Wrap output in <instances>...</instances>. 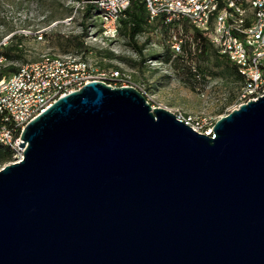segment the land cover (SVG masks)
Masks as SVG:
<instances>
[{"label": "water", "instance_id": "obj_1", "mask_svg": "<svg viewBox=\"0 0 264 264\" xmlns=\"http://www.w3.org/2000/svg\"><path fill=\"white\" fill-rule=\"evenodd\" d=\"M19 148L0 170V264H264V95L207 136L92 82Z\"/></svg>", "mask_w": 264, "mask_h": 264}, {"label": "rangeland", "instance_id": "obj_2", "mask_svg": "<svg viewBox=\"0 0 264 264\" xmlns=\"http://www.w3.org/2000/svg\"><path fill=\"white\" fill-rule=\"evenodd\" d=\"M83 9L70 0H0L1 49L12 48L13 53L21 57L12 62L3 60L0 68L14 65L21 69L45 55L88 58L101 69L119 71L128 84L145 95L152 107H163L182 115L199 131L212 129L218 119L242 103L241 81L236 75L216 68L211 57L204 65L214 74H208L205 82L195 88L182 82L170 64L154 58L165 51L159 33L143 50V65L129 64L125 59L138 63L142 57L122 35L112 42L101 39L97 20L85 21ZM83 32L87 33L85 44L91 49L87 53L67 41ZM41 34L43 38L39 39ZM146 39L145 34L138 41L142 45ZM15 161L16 155L12 162ZM2 168L0 166V170Z\"/></svg>", "mask_w": 264, "mask_h": 264}, {"label": "bare ground", "instance_id": "obj_3", "mask_svg": "<svg viewBox=\"0 0 264 264\" xmlns=\"http://www.w3.org/2000/svg\"><path fill=\"white\" fill-rule=\"evenodd\" d=\"M142 1L146 4L151 22H155L162 17L157 15V10H165L170 2L181 0ZM92 3L103 11L97 17L102 23L100 38L109 42L115 41L119 37L120 19L129 8H122L120 14L117 9L102 6L100 0H94ZM175 13L177 15L175 23L187 22L197 31L207 35L211 43L237 65L246 80L241 92V104L256 101L264 95V72H258L257 80H251V72L259 71L262 65L264 67V0H192L190 5L175 6ZM164 21L166 24L172 23V18H164ZM42 38L41 34L39 39ZM175 41L179 47L173 44L172 48L176 54H180L181 41L177 38ZM247 43H252V48ZM236 52H240L241 56H235ZM2 63L0 55V64ZM124 77L125 75L114 69L99 68L88 58L45 55L38 62L23 66L14 76L0 80V114L5 116V122L8 123L7 116H13L18 108L31 106L37 99L40 89L49 81L64 83L86 79L88 84L102 82L112 87H118V84L121 87H134L128 84ZM82 88L78 87L77 91ZM62 97L63 90H56L54 101L48 109ZM45 111L34 116L33 120ZM178 117L191 126L192 122L185 117L182 115ZM191 127L196 130L195 127ZM202 130L196 131L203 134L213 132V128ZM0 144L15 151V162L23 159L20 143H15L10 133H2L0 130Z\"/></svg>", "mask_w": 264, "mask_h": 264}, {"label": "trees", "instance_id": "obj_4", "mask_svg": "<svg viewBox=\"0 0 264 264\" xmlns=\"http://www.w3.org/2000/svg\"><path fill=\"white\" fill-rule=\"evenodd\" d=\"M79 5H84L83 17L85 21L97 20L98 36L102 33V23L97 18L103 11L100 7L94 5V0H70ZM86 3V4H83ZM87 28L85 27V30ZM175 29V38L181 41L182 51L176 54L172 46L174 44L173 30ZM162 37L159 39L160 43L164 46V54L156 55L154 58L166 64H170L178 74L179 79L191 88H195L197 84L205 82L208 74H214L209 71V68L204 65L210 57L213 59V64L218 69H223L225 72L232 73L237 76L238 80L242 83V88L246 84L244 76L241 74L237 65H235L230 58L218 49L213 47L210 38L207 35L197 31L194 27L187 22L179 23H165L164 17L151 22L149 12L146 8L145 2L142 0H131V6L124 12L120 19L119 36L127 39L128 45L139 54L142 59L138 63L125 59L126 62L133 66H142L145 59L143 50L147 45H150L154 37ZM147 35L144 44H140L138 38ZM87 33L83 32L82 35L72 36L67 41L78 48L80 51L90 52L91 49L85 44L84 37ZM63 38V36H60ZM1 58L7 62H12L21 57L13 53L12 48L0 46ZM109 57L114 55L109 54ZM118 58V57H115ZM112 68V67H109ZM106 69V68H104ZM120 70L118 68H115ZM20 71V68L9 65L0 68V80L8 79ZM143 94V93H142ZM144 95V94H143ZM180 116V114H177ZM8 123L5 122V116L0 114V128L6 127ZM15 151L11 148L0 144V166H5L10 162L13 163Z\"/></svg>", "mask_w": 264, "mask_h": 264}, {"label": "built area", "instance_id": "obj_5", "mask_svg": "<svg viewBox=\"0 0 264 264\" xmlns=\"http://www.w3.org/2000/svg\"><path fill=\"white\" fill-rule=\"evenodd\" d=\"M102 6H106L108 9H117L118 13H122V8H129L131 6V0H100ZM192 0H181V1H172L165 10H157V15H160L164 18H172V24H175V6H180V4H188L190 5ZM174 36V44L178 45V42L175 41V29L173 30ZM238 36V35H237ZM252 48V43H247ZM179 47V45H178ZM215 47V46H213ZM218 51V47H215ZM182 51V47H180V53ZM222 54V52H221ZM235 56H241L240 52H236ZM264 72L263 65L261 66L259 71H252L251 72V80H257V73ZM88 82L86 79L83 81H76V82H69L66 81L64 83H52L49 81L44 88L40 89V93L32 103L31 106L26 108H18V111L13 114V116H7L8 118V125L5 128H0L2 133H10L13 141L15 143H21V131L25 125H28L30 122L33 121L34 116L40 114L42 111L48 109V106L51 105V102L54 101V94L56 90H63V97L74 93L77 91L78 87H84L87 85ZM118 87L119 86L118 84ZM145 96V95H144ZM207 136H212L213 132L210 134H205ZM23 155V153H22Z\"/></svg>", "mask_w": 264, "mask_h": 264}]
</instances>
